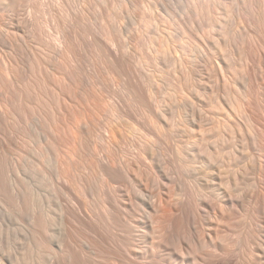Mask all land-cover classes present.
<instances>
[{"label":"bare ground","instance_id":"obj_1","mask_svg":"<svg viewBox=\"0 0 264 264\" xmlns=\"http://www.w3.org/2000/svg\"><path fill=\"white\" fill-rule=\"evenodd\" d=\"M0 264H264V0H0Z\"/></svg>","mask_w":264,"mask_h":264}]
</instances>
